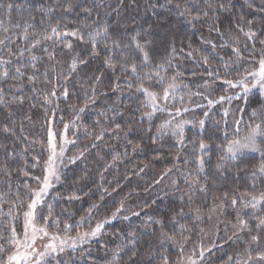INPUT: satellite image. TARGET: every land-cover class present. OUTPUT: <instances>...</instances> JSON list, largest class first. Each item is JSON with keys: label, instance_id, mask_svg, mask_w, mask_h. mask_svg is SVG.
<instances>
[{"label": "trees", "instance_id": "obj_1", "mask_svg": "<svg viewBox=\"0 0 264 264\" xmlns=\"http://www.w3.org/2000/svg\"><path fill=\"white\" fill-rule=\"evenodd\" d=\"M0 3L5 5L0 8V39L7 37V47L0 45V56L12 61L0 68L8 67L14 75L15 67L23 65L25 72L19 79L0 80L5 100L0 104V252L4 258L14 246L11 228H16L17 239L22 216L43 179L49 132L65 144L61 179L37 207V221L45 223L42 217L49 216L50 205L47 225L56 234L67 235L91 229L121 209L99 237L59 253L51 264H164L165 256L168 264H180L181 259L196 264H245L248 250L253 257L264 251V226L258 227L264 204L253 210L241 203L248 194L264 191V174L257 171L262 157L254 152L234 161H219L223 153L218 148L226 142L225 132L231 139L237 129L248 131V124L264 118L259 92L237 98L234 95L240 87L226 83L251 72L264 54L260 43L264 40V0ZM9 3L13 4L10 10ZM68 3L70 11L65 10ZM57 22L60 32L78 31L83 41L52 33ZM249 30L256 36H245ZM45 35L52 39H44ZM36 38L41 43L30 53ZM113 40L121 47H113ZM67 43L71 49L65 47ZM93 43L97 56L92 55ZM234 47L240 49V57L233 53ZM8 49L13 56H8ZM49 53L54 59H49ZM32 55L39 59L33 61ZM203 56L208 57L207 64ZM106 58H111L113 67L105 63ZM133 63L136 73L131 72ZM28 76H34V81ZM141 83L157 95L155 111L144 100L145 93L137 91ZM171 84L175 87L169 88ZM166 88L169 96L164 99ZM17 97L24 98L23 104ZM209 100L214 102L211 106ZM253 109L257 110L254 121ZM200 119L205 120L204 129L196 123ZM182 121L192 123L184 125L180 144L173 132ZM161 125H166L164 134L158 132ZM5 127L11 131L5 132ZM201 139L209 144L204 153L199 150ZM201 155L203 170L197 159ZM241 220L248 225L244 230ZM66 224L72 227L66 230ZM252 235L259 237L258 244L251 243ZM117 246L122 251L114 260ZM202 250L205 254L200 259ZM248 264L264 262L254 259Z\"/></svg>", "mask_w": 264, "mask_h": 264}, {"label": "snow or ice", "instance_id": "obj_2", "mask_svg": "<svg viewBox=\"0 0 264 264\" xmlns=\"http://www.w3.org/2000/svg\"><path fill=\"white\" fill-rule=\"evenodd\" d=\"M5 7L4 4L0 3V8ZM7 9H12L13 8V4L9 3L6 5ZM221 8L224 7V5H220ZM72 8L71 3H68L65 10L66 11H70ZM85 11H89L88 9H85ZM205 15H207V13H205ZM247 23L249 25L252 24V21H247ZM3 25V21L0 20V26ZM5 31H8V29H4ZM52 33H55L57 35H66V36H73L81 41H83V36L80 35V33L78 31H70V32H60L59 31V22H57V25L55 27H52L51 29ZM218 31V29H217ZM240 32H244L243 28L239 29ZM104 33H107V29H104ZM245 36H247L249 39L253 38L256 36V33L254 31L249 30L248 32L244 33ZM96 35H100L99 32L96 33ZM27 35H25L24 39H27ZM46 40H51L52 37L50 35H45L43 37ZM7 39V37L5 39H0V45H4L5 47H7L5 40ZM91 39H93L94 41V37H91ZM135 39V38H133ZM41 43V40L39 38H36L33 40L31 48L28 49V51L31 53V50L34 49L38 44ZM260 43L262 45H264V40H261ZM112 45L113 47L119 48L121 47V44L118 40H113L112 41ZM126 46V45H125ZM65 47H67L68 49L72 48V44L71 43H67L65 45ZM105 47H108V45H105ZM137 48H139L141 51H143V48L141 47V45L139 43H137L136 45ZM216 47L215 44H212V48L214 49ZM45 52H48V49H44ZM173 51H175V49H173ZM233 53L237 56L240 57V49L238 47H234L232 49ZM14 53L11 51V49H8V56H13ZM24 52L21 51L19 53L20 57H23ZM92 55L93 56H97L99 55V53L96 51L95 48V43H93V51H92ZM189 56L192 55L191 52L188 53ZM31 59L33 61H36L37 59H39L38 57H36L35 55L31 56ZM49 59H54V54L53 53H49ZM203 60L204 63H208V57L207 56H203ZM143 61L145 64L148 63V56L147 53L144 54L143 57ZM170 62V61H169ZM12 61L10 59L6 60L4 59L3 56H0V65H11ZM81 64H86L87 61L86 60H80ZM105 63L109 66V67H113V62L111 60V58H106L105 59ZM259 67L258 69L248 72L247 75L253 77V83L248 84L245 83L247 77H243L241 78L239 81L233 83V81H226V83L229 84V86L231 87H241L243 90V93L245 96H247V94L249 93V91L251 90V88H256L258 87L260 89V91L262 93H264V54H262L261 58L258 61ZM227 67V65H225ZM31 67L34 69L36 67L35 63H33L31 65ZM160 67H163V65H160ZM23 65L17 66L14 69V75L10 73V70L8 67H3L0 68V80H7V79H19L21 77H23L25 75V72L22 70ZM77 68V62L75 60H73L72 64H71V69L73 71H75ZM131 72L132 73H136L137 72V66L135 63H133L131 65ZM211 74V73H210ZM158 75V73H157ZM47 79V77H46ZM97 80L99 79V77L96 78ZM28 80L30 82L34 81V76H28ZM173 80H175V77H173ZM207 83V82H206ZM129 87H131V85H129ZM175 87L174 84L169 85V88H173ZM137 91H143L145 93L146 96H148L150 98V102L153 105V109L154 111L156 110V105H155V101L157 100V95L153 92H150L147 88L144 87L143 83H141L140 85L137 86ZM51 95H55V92H52ZM65 95H67V92H65ZM195 95H201V93H195ZM169 96V90L166 88L164 89V99H167ZM240 98V97H237ZM225 97H220V100H224ZM228 99H231V97H229ZM16 101L20 104H23L24 102V98L23 97H17ZM5 100H4V96H3V89L0 88V104H4ZM214 102L212 100L208 101L209 106H211ZM80 111H84V109H80ZM177 113H179V109L177 110ZM227 110H225V116H227ZM9 115H11V113H9ZM149 117H151V113L148 114ZM209 113L206 111L204 112V116L208 117ZM253 121L254 118L257 116V110L253 109L252 114H251ZM168 123V122H166ZM192 123L191 121H182L180 123H178L176 125V128L178 129L177 132H173V135L178 136V142L180 144H183L184 142V125L185 124H189ZM196 123L199 125L200 129H204L205 127V120L204 119H200L198 121H196ZM219 123V122H218ZM225 123H227L225 121ZM236 123L238 124L239 121H236ZM195 126V125H194ZM117 128H119L120 126L117 125ZM166 127V125H161L160 129H158V132H160V134H164V132L162 131L164 128ZM248 132L245 136H243L242 138H240L238 136V132L239 129H237V135H234L233 138L231 139H227V133L225 132V137H226V142L225 143H221L220 145H218V148L221 150V152L223 153L220 157H219V161H234L238 158V156L246 151L248 152H258L260 153L262 160L261 163L259 165L258 168V172L259 174H264V147H262V145H264V118H262L261 123H250L248 124ZM5 132H9L11 131V129H9L8 127L4 128ZM49 145L51 148V155L48 158V161L46 162L47 167H46V174L43 176V179L41 181L42 186L35 191L34 193V199L31 200V202L28 204V209L29 211L24 213V217H25V221H24V242H23V248L24 251L21 252L19 251V249H17V251L12 254L9 255L7 257L6 262H3V264H21V261L24 262V264H51L52 259H55L56 255H58L59 253H63L65 251V246L75 250L79 244H83L88 242L90 239L92 238H97L102 234V229L105 227V224L110 223V220H104L102 222H98L94 228H91L90 231L84 232L82 234L78 233L77 237L73 238V237H64V238H60L57 235H52L50 237V241L46 244L43 245V250L39 251L37 250V248L35 247L36 244V240L38 237V234H42L40 235V239H43L44 237H48L49 236V232L47 230V222L49 220V218L51 217L52 214V208L49 205L48 206V212H49V216L48 217H42V219L45 221V226H41V227H37L36 224V208L37 205L42 203L43 197L45 195H47L49 188L52 186V180L55 179L56 181H59L61 179L60 175H59V170L56 168L55 166V159H56V151H55V143H54V138H53V133L49 132ZM95 146V145H93ZM209 148V144L205 142L204 139H201L199 141V150L204 153L206 149ZM64 153V149L61 148L60 150V156L62 157ZM115 159V157H114ZM198 166L200 170H203L204 168V157L203 155L199 156L198 158ZM70 162L74 163L75 162V158H70ZM61 163H63V161L61 160ZM222 165L218 163L217 167H221ZM257 171H254L252 173L253 176L257 175ZM25 175H27V173H25ZM37 179L39 180L40 178L37 177ZM203 190V189H201ZM250 196V200L245 203L243 206L245 208L247 207H251L253 209L257 208L258 205L260 204H264V191H261L259 193V195L256 194H248ZM79 198V197H76ZM237 204V200L233 199L232 200V205L235 206ZM93 207H97V205H93ZM121 209H117L116 212H114L112 214V218L114 219L117 214L120 212ZM91 209H89V216L91 215ZM133 215H139V213H133ZM85 218L81 217V220L83 221ZM124 219H128V217H124ZM56 226L59 227V221H56ZM79 226V224L77 225ZM264 226V217L259 218V225L258 227H262ZM72 226L71 225H65V229H70ZM240 227L241 230H244L248 227L247 223L243 220L240 221ZM29 232L31 233L29 235ZM17 236V232H16V228L12 227L11 228V238H12V242L16 243L17 245L20 244L19 241H17L15 238ZM129 236L134 237L135 233H129ZM3 237L0 236V239H2ZM169 239H171V237H169ZM58 241V243H57ZM251 243H259V237L256 235H252L251 236ZM30 250V251H29ZM0 251H3V247L0 246ZM120 251H122V248L120 246H117V250L114 252L113 254V259H117L119 257V253ZM207 251H211V249H208ZM204 250H202L199 253V257L200 259H203L204 257ZM229 259L231 260L232 257H229ZM257 260L260 262H264V251H259L257 252V255L255 257H253L251 250H248V261H252V260ZM163 261L164 264H168V258L165 256L163 257ZM248 261L245 262V264H248ZM59 264V262H58ZM111 264V262H110ZM192 264H196L195 261H192ZM237 264H239V261H237Z\"/></svg>", "mask_w": 264, "mask_h": 264}, {"label": "rangeland", "instance_id": "obj_3", "mask_svg": "<svg viewBox=\"0 0 264 264\" xmlns=\"http://www.w3.org/2000/svg\"><path fill=\"white\" fill-rule=\"evenodd\" d=\"M258 67H259V64L255 65V67L252 68L251 71H254V70L258 69ZM248 72H250V71H247L246 73H244L243 76H244V77H245V76L247 77L245 83L251 84V83H253L254 81H253V77L247 75ZM254 91L259 92L261 98L264 100V93H262L258 87H256V88H251V90L249 91V93L254 92ZM249 93H248V94H249ZM235 94H236V95H234V96H236V97L244 96V93H243V90H242L241 87L239 88V90H238ZM144 100L147 101L149 104L152 105V103L150 102V98H149L148 96H146V97L144 98ZM155 105H156V104H155ZM152 106H153V105H152ZM247 132H248V131H241V132H239L238 136H239L240 138H242L243 136H245V135L247 134ZM53 138H54V143H55V151H56V154H57L56 159H55V166H56V168L59 170V169L61 168V166H62L61 160H63V156H62V157L60 156V150H61V148L64 149L65 144H62L61 142H58L54 136H53ZM48 150H49V156H50V155H51V148H50L49 142H48ZM247 153H254V152H248V151H246V152H244V153H242V154H247ZM242 154H240V155H242ZM49 156H48V158H49ZM48 158H47V161H48ZM46 167H47V165H46ZM45 174H46V168H45V173H44V175H45ZM51 183H52V186H51L50 188H52V187L57 183V181H56L55 179H53ZM41 186H42V184H40L39 188H40ZM39 188H38V189H39ZM50 188H49V190H50ZM38 189H36L35 191H37ZM49 190H48V191H49ZM34 193H35V192H34ZM32 199H34V194H33ZM32 199H31V200H32ZM43 199H44V198H43ZM249 200H250V196H246V197H244V198L241 200V203H242V204H245V203H247ZM30 202H31V201H30ZM30 202H29V203H30ZM29 203H28V204H29ZM40 204H41V203H40ZM40 204H38L37 207H39ZM260 205H261V204H260ZM260 205H258L257 208H255V209H253V208H251V207H247V208H251V209H253V210H256V209H258V208L260 207ZM36 210H37V208H36ZM27 211H29L28 206H27L25 212H27ZM106 219H107V220H111V219H112V215L110 214L109 216L105 217L103 220H101V222L104 221V220H106ZM24 221H25V217H24V215H23V216H22V230L20 231V233H19V235H18V238L16 239L17 241L20 242V244L17 245L16 243H14L13 248L9 251V253H8L7 256H6V258H4V257H3V254L0 252V264H3V262H6L7 257H8L9 255L14 254V253L17 251V249H19V251H21V252L24 251V248H23V242H24V234H23V233H24V227H23V226H24ZM36 224H37V227L45 226V223H39V222L37 221V218H36ZM94 227H95V226H94ZM94 227H93V228H94ZM47 230H48V232H49V236H48V237H44L43 239H40V235H42V234H38V237H37V240H36L35 247H36L37 250H39V251H42V250H43V245L46 244V243H48V242L50 241V237H51L52 235H57V236H59L60 238H64V237H66V236H67V237H73V238H75V237H77L78 233L82 234V233H84V232L90 231V229H84V230H80V231H78V232H76V233H73V234L59 235V234H56L55 231L51 230V229L49 228V225H47ZM30 234H31V233L29 232V235H30ZM92 239H93V238H92ZM92 239H90V240H92ZM90 240H89V241H90ZM57 243H58V241H57ZM80 245H81V244L78 243V246H80ZM78 246H77V247H78ZM65 250H71V248L65 246ZM29 251H30V250H29ZM192 261H194V260L181 259L180 264H192ZM21 264H24V262L21 261Z\"/></svg>", "mask_w": 264, "mask_h": 264}]
</instances>
